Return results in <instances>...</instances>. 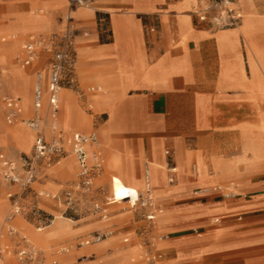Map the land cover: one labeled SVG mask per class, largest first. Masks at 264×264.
Here are the masks:
<instances>
[{
  "label": "crops",
  "instance_id": "obj_1",
  "mask_svg": "<svg viewBox=\"0 0 264 264\" xmlns=\"http://www.w3.org/2000/svg\"><path fill=\"white\" fill-rule=\"evenodd\" d=\"M62 1L27 0L5 5V0H0V35H45L42 33L51 27L50 20L34 17L31 12L39 5L58 7ZM200 1L95 0L91 8H83L70 7L65 0L64 14H69L79 29L75 46L79 85L99 89L86 96L92 106V115L87 114L102 116L103 121L94 128L93 120L78 113L84 111L74 94L63 91L59 126L65 132H96L103 171L105 153L107 170L113 173L110 189L114 195L122 193L121 188L144 190L131 186L130 170L144 181L149 170L152 190L168 202L160 225L170 236V247L163 253L156 249L162 262L264 264V0H235L242 12L241 23L224 30L195 25L193 13ZM100 16L107 21V33L101 30ZM62 17L53 32L63 29ZM37 19L47 21L40 24ZM0 59V74L14 78L5 85L7 95L19 103L21 117L30 118L35 73L43 60L21 68L28 78L24 105L18 89L19 70L12 65V58L8 64L5 57ZM28 69L32 75L27 74ZM64 102L71 104L74 116L69 129L65 128ZM17 121L23 124L21 119ZM83 121L86 127L81 129L78 125ZM26 128L30 133L0 126V143L10 137L16 147L32 148L35 134ZM26 132L31 135L29 146L23 137ZM0 153L13 159L2 149ZM22 154L26 153L18 155ZM70 159L72 174H76L77 165ZM149 162L160 166L155 168ZM168 166L176 169L178 183L174 186L167 180ZM54 173L65 175L63 164ZM218 184L230 185L236 195L221 196L214 191ZM5 186L0 182V193L7 188L0 194V221L10 209L7 194L13 189ZM40 187L51 193V187ZM47 202L51 201L41 200L40 205ZM53 212L63 214L58 209ZM11 225L34 245H43L34 239L35 234L31 240L17 219ZM69 229L72 235L55 241L73 236L75 232ZM77 242L73 244L76 250L87 247H78ZM8 244L2 223L0 261L7 258L15 263L2 252ZM42 251L47 264H59L58 257L69 248L56 246ZM135 255V251L126 252L103 264H134L130 257Z\"/></svg>",
  "mask_w": 264,
  "mask_h": 264
},
{
  "label": "built area",
  "instance_id": "obj_2",
  "mask_svg": "<svg viewBox=\"0 0 264 264\" xmlns=\"http://www.w3.org/2000/svg\"><path fill=\"white\" fill-rule=\"evenodd\" d=\"M95 0H67L70 7L91 8ZM195 25L209 24L216 30L234 28L241 23L242 12L235 0H202L193 13ZM64 27L59 32L42 36H29L17 56L21 68H27L43 60V65L35 73L32 96V116L21 117L19 103L11 96L1 98L3 118L7 125L21 119L34 134V143L29 154H22L17 160L0 153V181L13 188L7 194L10 210L3 221L9 240L2 249L16 264H47L44 252L34 245L21 231L11 225L17 218L36 222V230L51 226L55 217L40 207L41 200H49L63 207V214L85 212L106 218L107 209L99 205L94 181L103 174V157L98 151V137L95 131L88 134L65 132L59 126V96L69 91L76 97L80 108L92 115V106L86 96L99 91L97 88H81L76 75V38L79 29L69 14L61 18ZM101 30L107 33V21L99 17ZM155 32V28L151 29ZM92 125L96 128L102 116H94ZM72 158L77 165L75 180L66 182L58 193L51 194L40 186L48 178L49 170L61 160ZM168 183H174L176 169L168 166ZM148 172H145L147 179ZM233 188L217 186L214 191L221 196L234 197ZM127 203L144 223L137 236L145 248V264H162V257L156 251L157 237L154 225L157 215L162 213L154 203L153 190L148 182L144 190L137 192L123 188L122 196L111 195V201ZM112 235L110 231H95L78 240L77 246L98 244ZM60 251H66L60 248Z\"/></svg>",
  "mask_w": 264,
  "mask_h": 264
},
{
  "label": "rangeland",
  "instance_id": "obj_3",
  "mask_svg": "<svg viewBox=\"0 0 264 264\" xmlns=\"http://www.w3.org/2000/svg\"><path fill=\"white\" fill-rule=\"evenodd\" d=\"M13 0H5V5H9L12 3L15 4H23L26 3L27 0H18L16 2H11ZM40 3H53V0H39ZM202 1V0H201ZM200 1V4H201ZM11 2V3H9ZM22 9L24 6H22ZM66 2L65 0L62 1V3L58 7H49V6H43L39 5L36 10L31 12L34 17L38 18H46L49 19L51 22V27L47 29L42 34H48L50 32H53V30L56 29L57 24L59 23L60 17L64 15L66 12ZM93 11V10H92ZM46 19H37L35 20L36 23H45ZM46 20V21H44ZM9 21V20H7ZM35 24V22H33ZM32 24V25H34ZM36 28V27H35ZM15 35V36H14ZM28 34H16V33H9V34H1L0 35V56L5 57L7 64L11 60L12 65L19 71H16L18 73L19 78V95L22 97V102L25 105L26 103V87L28 84V78L21 73V67L18 64L17 56L20 53L21 46L24 44V42L27 40ZM4 40V42L2 41ZM18 41H20V44L18 46ZM10 42V43H9ZM7 43V44H6ZM5 44V45H1ZM18 47V48H17ZM0 61H3L0 59ZM0 66V71H1ZM28 75H32V70L28 69L27 71ZM31 78V77H30ZM11 77H8L5 75L0 74V126L5 130H11L16 127L22 128L29 132V130L26 128L24 124H21L19 121H17L12 126H7L4 122L3 118V107L1 103V98L4 95L10 94L8 93L5 85L6 83H10L12 81ZM63 106L65 108V117L67 125H65L66 129H69L71 127L70 122L74 120L72 107L69 102H64ZM78 113L83 115L84 117L88 118L89 120H94L95 117L88 116L87 113H84L82 111L78 110ZM95 115H99L100 112L95 113ZM110 122V121H109ZM108 122V123H109ZM79 128L84 129L86 127L85 121L82 122V124L79 123ZM14 132V131H13ZM12 132V133H13ZM26 132L23 137L24 140L27 142V146L30 144L31 135ZM18 131H15V134L18 135ZM0 149L4 150V152L9 155L11 158L17 160L19 157V153L23 152L26 154H29L31 151V147H29L28 150H23L15 146L14 141L12 138L7 137L5 141L0 143ZM103 149V148H102ZM118 157V156H117ZM105 158V168L103 171V174L98 177L94 181V188L97 189L98 195V201L99 205L103 206L107 209V216L106 218L99 217L97 215H90L86 214L85 212L81 214H73V213H54V209H58L60 211H63V207L54 203V202H47L48 204H45V206L40 207L45 210L48 213L53 214L56 219L53 221L50 227L44 229L41 233L37 234L36 231V222H32L31 218H28V221L21 218H17V224L24 228L26 234L33 240L34 239L43 244L39 245L36 244L37 247L39 246L40 249L48 252L51 248H55L56 246H64L69 248V251L67 253L62 254L58 257L59 264H103L104 262L108 260H112L115 258H121L124 256L126 252L135 251L136 255L130 259L134 261V264H145L144 261V251L145 248L142 246V242L137 236V233L140 231L141 227L144 225V223L140 220V217L136 215V213L133 211L132 208L129 207L127 203L123 202H115L114 204H106L105 198L110 199L111 195L113 196V188L110 189V177L113 175L110 171L107 170V156L104 153ZM149 160V159H148ZM155 166V168L159 167L160 165L157 163L149 162ZM63 164L64 166V173H54L51 174V172L56 171V169ZM74 165L72 160L65 159L61 160L58 164H55L48 173V178L44 182L45 188L51 187V194L58 193L61 188H63V185L66 182H71L75 180L76 174L73 173ZM145 167L142 168V173ZM165 171V170H164ZM72 174V175H71ZM131 178H130V184L132 187L137 189H143L145 188V181L141 178H137L134 176L132 170H130ZM70 175V176H69ZM122 178V177H121ZM194 178V177H193ZM1 182V181H0ZM4 187H6L3 182H1ZM178 183V177L174 178V183L170 184V186H174ZM149 185L152 187L151 179H149ZM223 184H218L216 186L221 187H229L230 185L222 186ZM215 188V187H214ZM7 188L2 189L1 195L5 193ZM123 189V188H121ZM213 190L212 188L206 189V190ZM13 190V189H12ZM203 191H205L203 189ZM48 192V191H47ZM140 192V191H137ZM208 192V191H207ZM50 193V192H49ZM232 193H236V191L233 189ZM159 193H155L153 191V199L154 203L160 206L162 209V213L157 215L154 225V233L157 235V237H163L161 240H156V248L155 249H161L162 253L165 252L167 248L170 246L168 245L170 243L169 237L167 236V233L161 230L160 225V217L163 216L166 213V205L168 202L162 201L158 197ZM121 195H115L116 198H120ZM111 201V200H110ZM10 210V209H9ZM9 210L7 209V212L5 216H7ZM4 216V217H5ZM3 217V218H4ZM69 227L72 228V230L75 232V234L69 238L57 240L58 237H66L72 235V231L69 229ZM3 223V220L0 221V226ZM61 231L69 233L66 234H60ZM95 231H110L112 232V235H110L108 238L104 239L98 244L87 246L82 248L81 250H76L73 247L74 242H77L79 239H83L87 237L89 234L95 232ZM124 240H127L124 242ZM54 241V242H51ZM50 242V243H48ZM47 243V244H46ZM84 255L86 258H82L81 256ZM5 257V256H4ZM142 257V263L140 262V258ZM0 264H15L13 260L11 259H3L0 261ZM162 264H165L162 262Z\"/></svg>",
  "mask_w": 264,
  "mask_h": 264
},
{
  "label": "bare ground",
  "instance_id": "obj_4",
  "mask_svg": "<svg viewBox=\"0 0 264 264\" xmlns=\"http://www.w3.org/2000/svg\"><path fill=\"white\" fill-rule=\"evenodd\" d=\"M34 24V23H33ZM35 25V24H34ZM15 36V35H14ZM6 77V76H5ZM147 172H148V177H147V179L145 178V183H147L148 182V184H149V179H150V173H149V170L147 169ZM150 187H151V185H149ZM145 187H146V184H145ZM152 188V187H151ZM120 195H121V193H120ZM66 234V235H68L69 233H67V232H64V231H61L60 232V234Z\"/></svg>",
  "mask_w": 264,
  "mask_h": 264
}]
</instances>
